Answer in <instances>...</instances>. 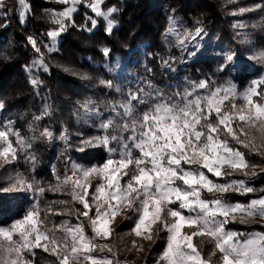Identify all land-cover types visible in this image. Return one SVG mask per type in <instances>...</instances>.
I'll return each instance as SVG.
<instances>
[{
    "label": "snow or ice",
    "instance_id": "1",
    "mask_svg": "<svg viewBox=\"0 0 264 264\" xmlns=\"http://www.w3.org/2000/svg\"><path fill=\"white\" fill-rule=\"evenodd\" d=\"M58 2L66 7L48 10L54 25L46 32L48 53L58 51V38L69 28L91 33L99 19L105 22V34L113 35V14L119 12L115 5L105 10L106 0ZM227 2L237 5L239 0ZM18 3V20L23 24L30 7L25 0ZM79 5L94 14L86 13L82 25L73 19ZM4 6L5 0H0V9ZM245 13H258V26L264 31V0L230 14ZM7 15L0 12V17ZM247 27L243 22L233 25L234 29ZM182 28L169 17L164 43L169 52L178 49L180 57H161V68L173 75L172 64L178 59L186 63L185 54L188 59L195 57L206 34L202 27ZM237 36L248 46L247 59L259 65L257 75L242 91L230 76L218 79L219 73H231L238 59L230 50L215 53L223 62L214 73L186 80L182 90L166 92L145 80L147 90L125 91L114 79L99 78L97 84L118 93L120 99L106 112L94 100L85 99L76 119L94 128L95 134L77 132L73 144L65 128L58 138L79 153L101 150V159L78 164L68 157L63 172L53 166V180L47 183L36 174L38 161L32 149L37 139H56L53 132L44 128L39 137L25 136L14 120H0V193H23L31 201L22 217L0 224V264H36L37 250L53 257L54 264H134L127 260V253L135 251L139 259L146 246L151 253V246L160 240L162 250L151 264H264V223L257 224L264 221V185L255 184L256 178L264 176V39L257 44L245 33L237 32ZM27 42L38 54L26 66L29 84L39 89L43 81L31 73H48L49 63L34 36H28ZM100 52L108 58L112 49L103 46ZM64 71L81 80L92 79L75 69L65 67ZM114 71L109 63L107 72ZM145 71L152 69L145 66ZM6 107L0 100V113ZM53 110L45 103L33 120L51 116ZM21 161L26 165L23 171ZM46 193L65 198L44 201ZM249 194L252 198L246 203L230 200L233 195ZM118 218L132 221L123 234L117 230ZM234 225L252 230L230 227ZM126 236L132 237L130 244L123 243ZM144 264H150L148 254Z\"/></svg>",
    "mask_w": 264,
    "mask_h": 264
},
{
    "label": "trees",
    "instance_id": "2",
    "mask_svg": "<svg viewBox=\"0 0 264 264\" xmlns=\"http://www.w3.org/2000/svg\"><path fill=\"white\" fill-rule=\"evenodd\" d=\"M30 1L32 5L36 4L35 0ZM219 3L231 11L238 10L239 7H248L241 4L239 6L228 4L227 0H219ZM117 7L119 12L116 14V28L112 36L105 34V22L102 19H99L97 27L91 33L79 28L68 30L60 44V53L47 55L50 74L45 73L39 76L43 84L37 90L29 84L30 74L26 71V66L31 65L35 57L26 41L31 35L41 46V39H48L45 32L46 26L43 21L36 20L35 24H28L24 28L13 17V10L9 5H5L2 10V12L5 10L8 12L6 19L0 22V25H5L0 27V99L7 106L3 114L9 113L11 119L16 122L15 126L25 136L39 137L40 131L44 128L53 132L56 139L52 141L37 139L32 149L38 161L36 174L45 183L53 180V166L57 171L63 172L68 157L82 164L95 163L101 159V150L89 149L86 153H79L74 148H66L65 142L56 136V133L61 132L62 125L70 128L68 132L71 134L70 140L73 144L77 140V132H82L85 136L95 133L94 128H90L83 122L78 128L71 117V110L77 104L83 103L85 99L95 98L102 112H106L111 103L120 99L118 93L99 86L97 77L114 79L117 83L122 81L120 84L125 91L128 88L134 90L138 87L147 90L145 80H150L166 92L175 91L178 88L182 90L186 86V80H199L205 78L207 74L214 73L219 61L220 63L223 61L221 56L215 55L224 50V44H219L211 54L205 53L195 59H188L185 54L186 63H180L178 59L172 64L176 68L175 75L161 68V57L164 59H167L169 55L180 57L178 49L172 48L169 52L163 41L169 28V17L175 18L183 27H188L189 31H194L200 26L201 18L195 15L194 5H191L189 0H119ZM85 9L81 7L80 12L74 17L77 25L84 24L86 13L94 16ZM35 13L34 8L32 15L36 18L37 13ZM89 27H91L90 24ZM262 39H264V31L260 35V41ZM205 43L210 45L209 41ZM103 46L112 49L110 57L106 58L100 52ZM5 56L9 59H4ZM60 62H63L65 67L67 63H70V66L74 64L78 72L87 73L92 79L81 80L79 77L75 78L66 74L63 67H59ZM109 63L115 68L111 74L107 72ZM145 66L151 68L152 72L147 73ZM258 68L259 65L255 62L245 60L239 54L231 73L227 70L219 73L218 79L223 80L230 76L240 87H245L249 80L255 78ZM45 103L53 106L52 115L45 116L38 122L34 121L33 116L40 115V109ZM54 123L60 126L56 133L49 128ZM248 158L254 162L259 160L257 156ZM19 167L23 171L26 165L21 161ZM260 179L264 180V176H260ZM263 180L255 182L256 186L264 185ZM63 198L65 197L46 193L44 201ZM251 198L252 194L248 197L233 195L230 200L246 203ZM30 202L23 193L15 195L0 193V224H9L14 219L22 217Z\"/></svg>",
    "mask_w": 264,
    "mask_h": 264
},
{
    "label": "rangeland",
    "instance_id": "3",
    "mask_svg": "<svg viewBox=\"0 0 264 264\" xmlns=\"http://www.w3.org/2000/svg\"><path fill=\"white\" fill-rule=\"evenodd\" d=\"M35 1H36V4L32 5L30 3L31 2L30 0H25V2L30 7V11L26 15L25 23H23V24H21L18 20V13L20 11V5L18 3V0H5V5H9V7L12 8L13 17L16 18V20H18V23L21 24L24 28L27 27L28 24L29 25L35 24L36 20H41V22L43 21L44 26H46L45 32H47L50 28L54 27V25H52L49 21L48 10L60 11L64 7H66V5L59 3L58 0H35ZM118 1L119 0H106V3L104 5H102V8L106 10L108 7H111L113 5H115L117 7ZM189 2L191 5H194L193 11H195V15L200 16V18H201L199 27H202L204 29V33H206L203 35V38L200 40L201 47L199 50H196V56L193 57V59H195L197 56L200 57V56H202V54L204 55L205 53L211 54L216 49V46H218L219 44H222V45L224 44L225 47H224V50H222V51H225V50L226 51H229V50L235 51L237 53V56L239 54H241V56L244 57L245 60H248L247 57L250 54L248 51V46L240 43V37L237 36V32L247 34L249 39L255 41L258 44L260 42V35L263 32L260 29V27L258 26L259 20H260V15L258 13H245L243 15L233 16L230 14L232 11L227 9L226 6L224 7V5H220L219 0H189ZM254 2H257V0H239L237 6H239L240 4L243 6L244 5L250 6ZM81 7H84V6L83 5L78 6V11L76 13H74L73 19L80 12ZM4 8H5V6H4ZM34 8H35V12L37 13V14L35 13L37 19L32 15V11H34ZM84 8H86V7H84ZM3 9H0V12H2ZM85 10L91 12L90 9L86 8ZM117 13L113 14L114 19L116 18ZM5 19H6V17H0V22H2ZM237 22H243V23L247 24L248 27L245 29H234L233 25ZM254 25H255V27H254ZM183 28H187L189 30L188 27H183ZM71 29L72 28H69V30H71ZM67 32L62 33L61 36L58 38V42H57L58 51H56V52L48 53L47 49L44 47L45 44L49 43V38L47 40L41 39V41H40L42 44L41 46H39V44L37 43V45L41 48V51L45 54L46 62H47V55L50 56L52 54H59L60 53L59 47H60V44L62 42L63 36H65L67 34ZM164 38H165V36L163 37V41H164ZM206 41L207 42L209 41L211 46L210 45L208 46L205 43ZM27 44H28V42H27ZM29 46L33 50L32 53L35 56L32 59V61H33L34 59L37 58L38 54L31 47V45H29ZM220 47L223 48V46H220ZM220 58H222V57H220ZM248 61H250V60H248ZM250 62H254V61H250ZM219 63H220V61H219ZM66 65L68 68L75 69L76 71H78L74 64H72L70 66V63H67ZM49 66H50V64H49ZM60 66L63 67V69L65 68V64L63 62L59 63V67ZM125 67L127 68L126 65H125ZM49 69H50V67H49ZM64 72L70 76H74L75 78L79 77V76L73 74L72 72H66V71H64ZM41 74H45V73H42V72L38 73L36 71H33L31 73V75H38V76H40ZM47 74L49 75L50 71ZM99 78L100 77H97V80ZM118 82L121 83L122 81H118ZM234 83L237 85L238 91L243 90L244 87H240V85L236 82H234ZM89 98L94 100L98 105V101L95 100V98H92V97H89ZM82 111L83 110L80 108V104H77L71 110L72 120L75 122V124L78 126V128H80L81 122L78 123L76 117L78 115H81ZM1 114H3V112L0 113V120H3L5 117H8L11 119V115L9 113H6V115L3 114V116ZM59 127L60 126L57 123H54V125L52 127H49V128L53 129L56 133V131L58 130ZM65 128L67 130H70V128L67 125H64V127L62 125L61 131H63ZM60 133L61 132L56 133V136L59 137ZM92 134H95V133H92ZM74 161L78 164H82L81 162H77L78 160L77 161L74 160ZM258 161H256V162H258ZM236 178H243V177H236ZM262 180L260 179V177H258V178H256L255 182H257V181L262 182ZM263 182H264V180H263ZM8 194L15 195L16 193H8ZM73 222H75V221L73 220ZM260 223H264V221L258 220L257 224H260ZM131 227H132V221H124V220L118 218V220H117L118 232L123 234V233L127 232ZM230 227H235L237 230H240V229L249 230V229H251L250 227H245V226H241V225H234V226H230ZM162 235H164V234L162 233ZM131 239H132V237H127V236L124 237L123 243L124 244H130ZM121 246H123V245H121ZM147 247L148 246H146L145 253H142L139 259L136 257L135 251L127 253L126 254L127 260L130 262H134V264H144V255L148 254L149 262L151 264V262L154 260V257L156 255H158L159 252L162 250L163 240L157 241V243L155 245L151 246V248H152L151 253H147ZM124 258H125L124 255H122L121 259H124ZM36 264H54V258L48 256L46 253H42L40 250H37Z\"/></svg>",
    "mask_w": 264,
    "mask_h": 264
}]
</instances>
